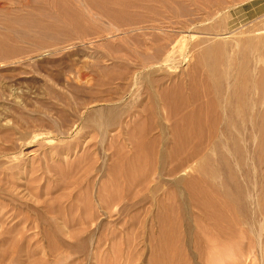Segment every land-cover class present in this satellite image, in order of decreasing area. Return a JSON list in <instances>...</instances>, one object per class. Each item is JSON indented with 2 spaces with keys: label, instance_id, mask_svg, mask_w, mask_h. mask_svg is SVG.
I'll return each mask as SVG.
<instances>
[{
  "label": "rangeland",
  "instance_id": "374dc122",
  "mask_svg": "<svg viewBox=\"0 0 264 264\" xmlns=\"http://www.w3.org/2000/svg\"><path fill=\"white\" fill-rule=\"evenodd\" d=\"M258 54L264 0H0V264H264L250 79L240 133H221ZM195 105L213 126L203 139ZM198 176L219 203L211 221L186 195Z\"/></svg>",
  "mask_w": 264,
  "mask_h": 264
},
{
  "label": "bare ground",
  "instance_id": "6f19581e",
  "mask_svg": "<svg viewBox=\"0 0 264 264\" xmlns=\"http://www.w3.org/2000/svg\"><path fill=\"white\" fill-rule=\"evenodd\" d=\"M214 1V0H213ZM216 2V1H215ZM213 6V5H212ZM8 23V22H7ZM208 58H209V56H208V54H206L205 56H203V61H202V65H204L207 69H209L210 71H213V72H215V74L217 75V77H218V83H216L217 85H216V87H215V90L217 91V93H218V97L220 98V96H221V93H220V90H219V86H220V81L222 80V79H224L223 77H224V75L222 74H220L219 73V70H218V68H216V64H211V63H209V61H208ZM253 60H254V57H253ZM252 61V60H251ZM256 65L257 64H259V63H262L263 65H264V58H263V56H262V54H258V56H256V59H255V62H254ZM253 64V63H252ZM255 65V66H256ZM253 66V68H254V65H252ZM259 66V65H258ZM255 69V71H254V74L253 75H250V78H248V75L246 74L245 76H244V83L239 87V88H234V90H233V93L230 95V97H229V99L230 100H232V101H234L235 103H236V105L237 106H240V108H239V110H238V107H237V110H236V112H233L232 110H229L228 111V116L231 118L230 120H229V122H228V124L227 125H225L224 127H222L221 128V133H223V134H225V135H228L229 136V140H231V141H234V139L231 137V132H230V130L228 129V127H230V125H231V128H233L234 129V131L235 132H237L238 134L240 133L239 131H238V126H237V124H235V122H232L233 120V118L235 117V115H239V113L240 112H242L243 111V109L244 108H249V105L250 104H248L249 102H247V100L246 99H244V95H242V94H245L246 92L248 93V90H249V88H248V79H250V83H251V100L252 101H254V103H255V105L254 106H256V105H259L261 102H262V100H263V98H264V66H261V67H259V68H254ZM252 71V70H251ZM201 76V75H200ZM203 78H204V76H203ZM200 79H201V77H200ZM195 83V82H194ZM203 84L204 85H206V87H207V90H208V88L209 87H211V85H210V83H209V80H208V78L206 77V78H204V81H203ZM202 85V84H201ZM210 89V88H209ZM212 90V89H211ZM213 91V90H212ZM210 92H209V90L208 91H206V92H204V98H206V101H208V105L209 106H211V104L210 103H212V105L214 104V113H210V114H208V116H210L209 118L212 120V119H215L216 117L217 118H219V119H221V118H223L224 117V115L220 118V116L218 117V115H220V114H218L219 112H218V110H217V103H216V101H214L213 100V95H212V92H211V95L209 94ZM198 97L199 96H193V98H192V101L193 102H196L195 104H198ZM222 97V96H221ZM201 98V97H200ZM201 99H203V98H201ZM253 103V104H254ZM216 104V105H215ZM199 105V104H198ZM201 105V104H200ZM206 105V104H205ZM205 105H202L203 107L205 106ZM202 106H199L200 108L202 107ZM207 106V105H206ZM206 106H205V108L204 109H206ZM252 106V104L250 105V107ZM195 107H196V109H193L192 111H191V113L190 114H188V115H186V116H188V118H190L191 120H189V122H190V124H192L191 122H193L195 119V121H194V126L191 128V131L193 130H195L196 132H198V134H203V136H204V133H202L203 131L205 132L206 130L208 131L210 128H211V126L212 125H208V127H205L206 125H201V124H203L202 122L203 121H205V120H203L202 121V119H203V117L202 116H205V114H207L208 112H207V110H206V112L207 113H205V112H203V113H205V114H203V115H201V117H202V119L200 120L201 121V123H200V121H198L199 119H200V115H199V113H198V111L199 110H201V109H198L197 108V106L195 105ZM210 109V107H207V109ZM212 108H213V106H212ZM202 111H203V109H202ZM209 111V110H208ZM247 111V110H246ZM201 112V111H200ZM244 112V111H243ZM223 114V113H222ZM242 114H245V113H242ZM251 115V114H250ZM264 115V114H263ZM186 116L185 117H183V118H185L184 120L186 121ZM207 116V115H206ZM259 116V115H258ZM238 117V116H237ZM243 117V116H242ZM206 118V120H207V117H204V119ZM248 118V117H247ZM215 120H217V119H215ZM221 121V120H220ZM250 132L251 133H253V120L252 119H250ZM258 121V120H257ZM196 122H198V123H196ZM219 122V121H218ZM247 122H249V121H247ZM207 124V122H204V124ZM210 123V122H209ZM241 123H243V122H241ZM192 124V125H193ZM214 124V123H213ZM249 124V123H248ZM201 125V126H200ZM213 127V126H212ZM257 127V126H256ZM185 128V127H184ZM220 128V127H219ZM189 129V128H188ZM190 130V129H189ZM258 130L259 131H261L262 133H264V116H263V118H262V123H260V125L258 126ZM192 131V132H193ZM194 131V132H195ZM186 134V133H185ZM195 134H197V133H194V135H193V133H192V135L193 136H195ZM200 134V135H201ZM200 135H198L199 137H200ZM188 136V135H187ZM197 136V137H198ZM201 138H202V135H201ZM201 138H200V140H201ZM204 138V137H203ZM202 138V139H203ZM191 139V138H190ZM196 139H198V138H196ZM202 141H204V140H202ZM197 142H199V140L197 141ZM200 143H198V145H199ZM185 145V144H184ZM186 146V145H185ZM192 150H194V149H192ZM196 150H197V148H196ZM194 152H196L195 150H194ZM198 153V152H197ZM200 153V152H199ZM194 154H196V153H194ZM191 155V154H190ZM195 157H197V156H195ZM191 159V156H189L188 155V159H187V161L188 160H190ZM185 162V161H184ZM184 162H183V164L180 162L179 164H177V169H180L181 167H182V165H184ZM190 162V161H189ZM176 169V170H177ZM207 169V168H206ZM206 175H210V176H212V177H214L217 173H218V170H216V169H211L210 171H206L205 172V169H204V171H203ZM179 191V190H178ZM214 188H213V185L211 184V183H209V182H206V180L203 178V177H200V176H198L196 179H194L193 180V182H192V185L187 189V193H186V195L188 196V198H190V199H193V200H195L197 203H196V206H197V210H199L200 212V215H202V216H204L205 218H209V220L211 221V220H214V215H216L217 214V208H218V204L219 203H217L215 200H212L211 198H210V196L212 195V194H214ZM214 197V196H213ZM212 197V198H213ZM223 197L225 198V199H227V201H226V203L225 202H223V206H225L227 209H229L230 211H228V212H230V213H232V219H235V220H237V221H239L238 219V214L236 213V211H235V209L233 208V206L231 207V206H229V204L228 203H230L233 199H231V194H230V192L229 191H227L226 190V193L225 194H223ZM182 199V198H181ZM225 201V200H224ZM184 202H186L185 200H184ZM228 202V203H227ZM182 203V202H181ZM186 206H187V204H186ZM195 206V207H196ZM183 211H185V208L183 207ZM227 211V210H226ZM225 211V212H226ZM179 212H181V211H178V213ZM242 213V212H241ZM181 214V213H180ZM198 214V213H197ZM224 214V213H223ZM181 216V215H180ZM253 216V215H252ZM212 218V219H211ZM180 219V218H179ZM179 219H178V223H179ZM204 219V218H203ZM180 221H181V219H180ZM189 221H190V219H189ZM195 221V220H194ZM175 223V222H174ZM177 223V224H178ZM239 223H241L240 221H239ZM179 224H183V222L181 221ZM189 224V223H188ZM179 228H181V226L179 227ZM184 228V227H183ZM182 228V229H183ZM191 238H193V236L191 237ZM191 241H193V239L191 240Z\"/></svg>",
  "mask_w": 264,
  "mask_h": 264
}]
</instances>
